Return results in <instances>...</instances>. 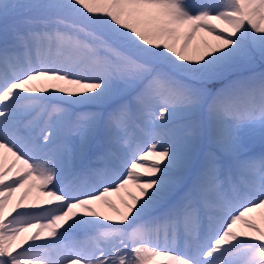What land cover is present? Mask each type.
<instances>
[{
    "label": "snow or ice",
    "instance_id": "6c2138e0",
    "mask_svg": "<svg viewBox=\"0 0 264 264\" xmlns=\"http://www.w3.org/2000/svg\"><path fill=\"white\" fill-rule=\"evenodd\" d=\"M264 0H0V264H264Z\"/></svg>",
    "mask_w": 264,
    "mask_h": 264
},
{
    "label": "rangeland",
    "instance_id": "374dc122",
    "mask_svg": "<svg viewBox=\"0 0 264 264\" xmlns=\"http://www.w3.org/2000/svg\"><path fill=\"white\" fill-rule=\"evenodd\" d=\"M251 147L255 152L264 151V143H261L258 138L252 143Z\"/></svg>",
    "mask_w": 264,
    "mask_h": 264
}]
</instances>
